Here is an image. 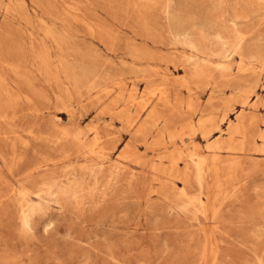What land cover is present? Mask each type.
I'll use <instances>...</instances> for the list:
<instances>
[{
    "label": "rangeland",
    "instance_id": "obj_1",
    "mask_svg": "<svg viewBox=\"0 0 264 264\" xmlns=\"http://www.w3.org/2000/svg\"><path fill=\"white\" fill-rule=\"evenodd\" d=\"M46 30L64 39L62 48L45 39ZM200 31L209 41L223 33L246 35L242 50L228 49L224 62L233 77L242 79L238 87L220 77L222 60L202 51L219 46L190 39ZM33 41L46 43L55 61L74 65L85 76L122 81L127 94L137 88L140 97L148 79L154 87L171 80L172 94L192 93L210 109L215 131L209 140L197 133L177 144L168 136L155 144L157 132L134 138L122 121L100 116L115 95L98 99L95 91L74 103L72 113L59 108L32 117L21 104L14 127L4 126L19 131L11 142L16 141L22 155L12 172L0 160L8 182L19 186L32 163L50 156L64 161L56 168L62 190L33 198L41 206L32 233L22 232L14 201L0 204V264H264V0H1L2 57L32 62ZM194 62L209 77L189 80V91L181 81L195 71ZM242 117L248 127L247 138L238 137L244 150L211 151L209 145L218 138L228 140ZM55 123L65 128L80 123L81 130L112 124L116 149L101 160L105 170L97 179L84 171L66 178V169L81 168L86 161L71 164L66 156L74 150L43 140ZM32 126L46 136L27 137L25 130ZM1 146L11 157L9 142L1 141ZM181 150H196L208 161L204 209L198 203L187 205L182 197L186 191L197 198L200 186L169 174V157ZM76 178L83 190L67 194Z\"/></svg>",
    "mask_w": 264,
    "mask_h": 264
},
{
    "label": "bare ground",
    "instance_id": "obj_2",
    "mask_svg": "<svg viewBox=\"0 0 264 264\" xmlns=\"http://www.w3.org/2000/svg\"><path fill=\"white\" fill-rule=\"evenodd\" d=\"M7 10L10 12V8H7ZM143 24L145 28L149 27L145 20ZM236 28L237 24H234L233 30L236 31ZM45 37L46 40L50 39L60 48L64 45V39L53 30H46ZM207 37L208 35L200 31L196 35H192L190 39L199 44L201 41L210 42L211 40L209 41ZM245 38L246 35L245 37L243 35L232 37L223 33L211 41V44L219 46L218 49L212 51L209 49L210 47L205 46L204 50H202L203 52L210 50L212 55L222 60L221 65L218 67L220 77H227L226 80L232 87H238L242 79L233 77V74L229 72V65L224 62L230 57L228 49H232L235 52L242 50ZM9 47L11 48V46ZM31 53L32 62L26 60L12 61L2 57L3 52L0 48V160H2L8 172L13 171L18 161L21 160L20 157L22 155L20 156L17 153L18 145L16 141L11 142L13 140L12 136L16 137L15 134L19 131L15 129L7 131L4 126H12L11 124L18 117L21 104L27 106V110L32 114V117H39L45 111H56L59 108L67 113H72L71 106L93 91L97 92L98 99L115 95L100 112V116L108 114L112 118L122 121L134 138H148L154 132H157L154 137V143L159 145L162 144L166 136L169 137L168 139H170L172 144H177L178 139L183 141L187 135L192 137L197 133H201L208 140L213 137L215 117L210 109L207 107L203 108L192 93L188 97H183L178 93L172 94L171 80L170 82L167 80L162 86L154 87L150 84L151 79H148L146 91L138 97L137 88L127 94V89L122 81H106L99 75L85 76L76 66L67 64L64 61H55L46 43L37 44L33 41ZM193 65L195 66V71L192 74L189 73V77L181 81V84L188 87L189 91H191V81L189 80H201L209 77L205 67L199 66L197 62H194ZM243 70V68L240 69V71ZM19 80L22 83H19ZM103 83H105L106 87H102ZM231 101H227L229 106H233ZM52 104H55V109L50 107ZM61 125L60 123H55L47 136L35 130L33 126L25 131L27 132V137H32L34 140H41L43 135H45L46 137L44 136L43 140L47 143L69 146L70 149L74 150V153L66 156L67 160H72L71 164L86 161V164L81 165V168L71 165L70 169H66V178L79 171L89 173L92 178L98 177L100 172L105 170L102 163L103 159H107L116 149V146L112 147L114 141V136L110 134L113 128L112 124L102 128L100 124L94 123L84 130L79 128L80 123L71 128H65ZM247 129L244 118H239L238 124L232 128L228 140L218 138L208 148L217 152L223 150L234 151V153L235 151H242L244 150L242 147L244 140L240 141L238 137L247 138ZM1 141L9 142L11 157H8L7 153H5V149L1 146ZM23 144L27 143L23 142ZM180 161L185 162L183 169L180 168ZM60 162L64 161L50 156L37 160L27 168L23 177L19 179V186L10 185L5 169L0 163V204L3 205L4 202H10V200L11 203L14 201L17 204V208L20 210L21 230H23V233L33 232L35 217L40 211L41 205L37 204L33 198L42 200L52 195L55 189L62 190V181L56 178V168L60 166ZM169 163L168 169L171 176H178L186 184L193 180L201 188V193L197 198L190 197L186 191L182 192V197L186 199L187 205L194 206L198 203L204 209L205 201L202 195L204 193V182L208 174L207 159L201 157L196 150L189 154H184L183 150H181L174 152L169 157ZM67 168L69 167L67 166ZM6 185L8 190L4 191L2 187L5 188ZM72 185L70 189L65 191L67 194L74 196L83 190L78 178L74 180ZM220 189L223 192L222 186ZM4 210L1 211L4 213ZM1 216L3 215L0 214Z\"/></svg>",
    "mask_w": 264,
    "mask_h": 264
}]
</instances>
